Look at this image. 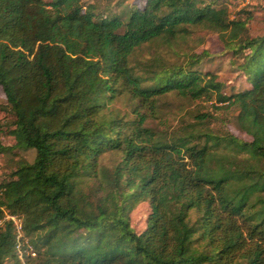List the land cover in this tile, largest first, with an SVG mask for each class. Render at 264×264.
<instances>
[{
  "label": "trees",
  "instance_id": "trees-1",
  "mask_svg": "<svg viewBox=\"0 0 264 264\" xmlns=\"http://www.w3.org/2000/svg\"><path fill=\"white\" fill-rule=\"evenodd\" d=\"M97 1L0 0L6 134L34 152L13 153L0 180V264H264V33L250 37L212 1L145 0L122 16L100 15ZM195 29L242 60L246 89L226 95L214 73L194 70L206 52L185 65L141 55ZM171 94L233 108L250 141L201 130L205 113L149 126ZM106 153L119 155L110 168ZM139 201L150 210L136 233ZM6 214L21 220V254Z\"/></svg>",
  "mask_w": 264,
  "mask_h": 264
},
{
  "label": "rangeland",
  "instance_id": "rangeland-1",
  "mask_svg": "<svg viewBox=\"0 0 264 264\" xmlns=\"http://www.w3.org/2000/svg\"><path fill=\"white\" fill-rule=\"evenodd\" d=\"M49 2L50 0H43ZM89 2V0H84ZM214 2L216 5H223L227 8L231 19L238 18L246 22L247 34L250 37L260 36L264 33V0H204ZM100 15L117 14L122 16L125 7L134 6L142 8L145 0H98ZM201 61L194 66V70L201 74L211 72L217 76V80L222 84V92L226 95L246 89L249 85L237 65L241 59L234 58L230 52L224 51L221 40L215 32L206 29H195L186 37L177 38L170 45L153 43L145 45L141 49V55L148 59L152 53L160 56L171 63L185 65L190 54H201ZM215 104L206 101L190 102L185 99L168 95L161 100L156 118L149 121V126L157 130L166 127H177L184 123L193 121L192 117L198 113L208 114L203 124L199 125L201 130L215 134L229 133L243 141H250V137L237 130L230 123L235 115L233 108L216 109ZM216 106L220 107L216 104ZM115 109L125 112L126 108L122 100L114 103ZM12 117L8 113L5 97L0 88V145L11 149V154L0 158V180L10 171V158L14 153V160L18 158L31 162L34 152L31 149H22L14 146V140L6 132L10 127ZM119 160V155L106 153L102 156L100 164L110 168ZM147 201H139L129 209L128 216L131 228L140 233L145 227L146 217L149 213ZM33 251V249H32ZM34 257V256H32ZM22 260V259H21ZM23 261V260H22Z\"/></svg>",
  "mask_w": 264,
  "mask_h": 264
},
{
  "label": "built area",
  "instance_id": "built-area-1",
  "mask_svg": "<svg viewBox=\"0 0 264 264\" xmlns=\"http://www.w3.org/2000/svg\"><path fill=\"white\" fill-rule=\"evenodd\" d=\"M4 219L7 221H10L12 226H13L14 233H15V239L17 242L18 253L21 254V251L19 250V243H20V239L22 238L21 220L18 216L13 215V214H6L4 216ZM26 252L30 256H35V252L32 251V249L30 247L27 248Z\"/></svg>",
  "mask_w": 264,
  "mask_h": 264
}]
</instances>
